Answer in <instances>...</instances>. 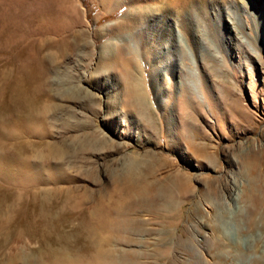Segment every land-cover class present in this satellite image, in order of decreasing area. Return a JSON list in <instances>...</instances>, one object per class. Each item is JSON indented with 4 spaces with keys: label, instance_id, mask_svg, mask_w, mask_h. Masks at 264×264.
Listing matches in <instances>:
<instances>
[{
    "label": "rangeland",
    "instance_id": "1",
    "mask_svg": "<svg viewBox=\"0 0 264 264\" xmlns=\"http://www.w3.org/2000/svg\"><path fill=\"white\" fill-rule=\"evenodd\" d=\"M145 6L0 0V264H93L109 234L137 264H264V162L248 166L264 151V26L247 17L244 33L225 17L202 50L180 43L182 78L161 72L159 100L152 51L131 28ZM140 171L153 174L143 196L126 178ZM44 200L57 233L43 231Z\"/></svg>",
    "mask_w": 264,
    "mask_h": 264
},
{
    "label": "bare ground",
    "instance_id": "2",
    "mask_svg": "<svg viewBox=\"0 0 264 264\" xmlns=\"http://www.w3.org/2000/svg\"><path fill=\"white\" fill-rule=\"evenodd\" d=\"M141 1L146 4L145 8L148 9V15L146 14L147 17L142 16V17H138L135 20H133L132 21L133 23H131V28H135L134 25L136 26V29H138V31H140L143 34L142 35L143 42L152 51V54L154 57V63H153L154 64V86L156 87L155 92L157 93V95H159V100L163 98L161 97V94L159 93L160 92L159 74L161 72L170 71L173 74L177 73L179 77L182 78V72L179 70L180 69L179 66H181L182 63H184V60L187 59L185 55V48H184L185 46L181 45L182 43L184 44L185 42L188 48L191 47L190 49L195 48L198 51L202 50V46L205 41L203 32L205 31L207 34H209L210 32L209 30L216 29V31H218V34L220 36V33L223 32V29H225L224 28L225 17L226 18L233 17L237 21V25L241 28V30H243V32L247 28L246 27L247 24L245 22V19L247 17L251 18V20L255 22V24L260 22V25L264 26V6L261 5V7H259L258 9V7L257 8L254 7V5L251 3L250 0H141ZM258 15L260 16L259 19H257ZM210 35L211 34H209L208 37ZM213 35H214V32H213ZM217 42L218 41H216L215 43ZM132 93L134 95L133 101H135L136 103L135 105L137 104L140 105L141 110H144L143 106L145 105L144 103H145L146 96L144 95L145 93L143 92L141 87L137 84L134 85ZM31 108H32V112L33 110H36V113L35 112L34 113L37 115L44 116L46 114L45 110L42 108H38L36 103H33L31 105ZM192 147L196 150L198 157L204 158L210 164L214 163V160H215L214 154H212L208 148L204 147L202 144L201 145L199 144L198 146L193 144ZM58 151L59 150H57L56 147L55 148L51 147L49 153L53 152L56 154L58 153ZM263 156H264V151L262 150L256 151L255 156H253L250 160L251 164L249 165L247 164L249 168L250 167L255 168L256 166L262 165V163L264 162ZM5 162L6 163L4 164V173L6 172L10 174V167L12 166L11 161L10 162L5 161ZM13 167L11 169H13ZM149 175H153V174H149V172L142 173L140 171L136 174H133V173L128 174L126 178H128V180L132 182L133 184L134 183L136 184V191H138L139 194L143 196L147 192L146 184H147V181L149 180ZM166 178H169V177H166ZM175 180L177 182L176 184H178L179 190L183 193L186 192L188 189L187 181L179 180L177 178H175ZM163 189L164 188H162V190ZM169 196L171 195H168V199H169ZM164 198H167V196ZM139 201L138 203H140ZM49 203H50V200H49ZM49 203H47V200H44L41 203L42 204L40 207L41 215L44 217V220H42L41 222L44 223L43 231L45 234H48V233L54 234V233H57V230H56L57 223L62 221V218H61L62 214H61V217L59 215L61 219L55 220L54 214L57 211L54 210V207L56 206H53V205L50 206L48 205ZM138 207L139 206H137V208ZM91 211L95 212L93 210ZM63 216L65 217L64 214ZM81 216H84V215L81 214ZM66 235L64 236L65 237L64 239H67ZM109 235L110 236H107V237L103 236L101 239H99L98 245L96 246V250H95V257L92 260L93 264H137V263H134L135 262L134 260L128 258V256L127 257L121 256V254H119L116 251V249L111 248V244L114 242L116 238L112 234H109ZM13 261L17 262V260L15 259H13ZM36 264H78V262L65 263L63 261L57 260L56 258H53V261H47L45 263H42L39 261V263H36Z\"/></svg>",
    "mask_w": 264,
    "mask_h": 264
}]
</instances>
